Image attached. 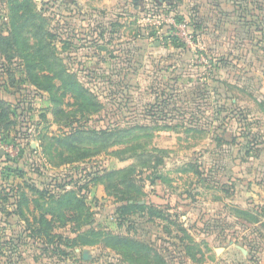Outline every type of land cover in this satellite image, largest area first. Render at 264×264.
<instances>
[{"label":"rangeland","instance_id":"1","mask_svg":"<svg viewBox=\"0 0 264 264\" xmlns=\"http://www.w3.org/2000/svg\"><path fill=\"white\" fill-rule=\"evenodd\" d=\"M10 21L0 264H264L232 179L264 167V0H0Z\"/></svg>","mask_w":264,"mask_h":264},{"label":"crops","instance_id":"2","mask_svg":"<svg viewBox=\"0 0 264 264\" xmlns=\"http://www.w3.org/2000/svg\"><path fill=\"white\" fill-rule=\"evenodd\" d=\"M6 73L4 70L0 75H6ZM7 83L6 80H3L0 84V89H7ZM2 155L4 154L0 152V156ZM248 171H251V173H247V175H242L241 173L234 174L232 178L234 180L233 195L239 198V200L242 197L247 199L248 206L250 207L246 209H249L257 217H261L264 216V167L256 163L249 167ZM0 217H3V214L0 213Z\"/></svg>","mask_w":264,"mask_h":264},{"label":"trees","instance_id":"3","mask_svg":"<svg viewBox=\"0 0 264 264\" xmlns=\"http://www.w3.org/2000/svg\"><path fill=\"white\" fill-rule=\"evenodd\" d=\"M13 8L17 9V8H21V6H14ZM9 26L10 27H9V31L7 35H0V56L5 59H8L11 57L8 51L11 49V47H13V45L15 44L14 42L16 41L19 33L21 32L22 22L20 21L19 23H14V21H10ZM1 43H4L6 47L1 46ZM37 58L43 59V58H46V56L38 54ZM0 67H1L0 72L2 73L5 70L7 72L6 73L7 77L10 76L14 71L12 67H4V65H1ZM7 121H9L8 113L6 112L0 113V142L1 143L9 142L8 139H9V134L11 131H10V126L7 125V123H10V122H7ZM239 121L240 120H237V126H240ZM4 156L5 155H2L0 156V158H2L3 160ZM129 203L131 202H128V205H131ZM13 205L16 206V204H13ZM240 210L243 213H248L254 219H257V216L253 214L249 209H240ZM10 214H11L10 212H7L5 216H9ZM256 221L257 220H255L254 223H256Z\"/></svg>","mask_w":264,"mask_h":264},{"label":"built area","instance_id":"4","mask_svg":"<svg viewBox=\"0 0 264 264\" xmlns=\"http://www.w3.org/2000/svg\"><path fill=\"white\" fill-rule=\"evenodd\" d=\"M7 147L3 143L0 142V152L5 150Z\"/></svg>","mask_w":264,"mask_h":264}]
</instances>
